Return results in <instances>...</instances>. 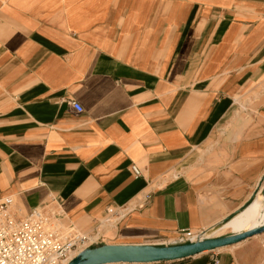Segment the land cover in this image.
Segmentation results:
<instances>
[{
	"label": "crops",
	"instance_id": "1",
	"mask_svg": "<svg viewBox=\"0 0 264 264\" xmlns=\"http://www.w3.org/2000/svg\"><path fill=\"white\" fill-rule=\"evenodd\" d=\"M263 186L264 0H0V201L155 244ZM248 240L151 264H251Z\"/></svg>",
	"mask_w": 264,
	"mask_h": 264
},
{
	"label": "built area",
	"instance_id": "2",
	"mask_svg": "<svg viewBox=\"0 0 264 264\" xmlns=\"http://www.w3.org/2000/svg\"><path fill=\"white\" fill-rule=\"evenodd\" d=\"M69 103L78 113L84 111L78 101ZM131 168L135 178L142 176L137 164ZM205 237L206 231L181 229L175 237L156 244H183ZM98 240L99 237L77 231L65 225L61 217L41 209L19 214L13 197L0 201V264H67L83 249L96 246Z\"/></svg>",
	"mask_w": 264,
	"mask_h": 264
},
{
	"label": "water",
	"instance_id": "3",
	"mask_svg": "<svg viewBox=\"0 0 264 264\" xmlns=\"http://www.w3.org/2000/svg\"><path fill=\"white\" fill-rule=\"evenodd\" d=\"M261 192L264 196V186ZM249 204H247L243 209L248 207ZM230 218L231 217L206 230V237L197 241L168 245L151 243L100 244L83 249L67 264H151L158 262L180 261L206 252H212L223 247L238 244L248 238L264 232L263 223L238 233H231L216 237L210 236L212 231L219 228L220 224Z\"/></svg>",
	"mask_w": 264,
	"mask_h": 264
},
{
	"label": "bare ground",
	"instance_id": "4",
	"mask_svg": "<svg viewBox=\"0 0 264 264\" xmlns=\"http://www.w3.org/2000/svg\"><path fill=\"white\" fill-rule=\"evenodd\" d=\"M259 192L260 194H258ZM259 192L257 193L258 195H256L257 197H255L250 202L248 207L232 216L229 220L225 221L219 228L212 231L210 236H213L217 233H224L226 231L238 233L263 224L262 222L264 220V196L261 191Z\"/></svg>",
	"mask_w": 264,
	"mask_h": 264
},
{
	"label": "rangeland",
	"instance_id": "5",
	"mask_svg": "<svg viewBox=\"0 0 264 264\" xmlns=\"http://www.w3.org/2000/svg\"><path fill=\"white\" fill-rule=\"evenodd\" d=\"M262 223H264V220H263ZM222 224H220V226ZM231 233L232 232H230V231H226L224 233H219V234L217 233V234L213 235V237L222 236V235H228V234H231ZM248 239H249L248 241H252V244H251V247H252L251 248L252 249L251 264H264V232L261 233V234H257V235H255V236H253L251 238H248ZM159 242H160V240H158V239H155V241H154L155 244L159 243ZM240 243H242V242H240ZM240 243L232 245V246H227V247H224V248H221V249H217V250H214V251L216 253H220V254L223 253V251H225V250L236 251V249L242 245ZM206 253H209V252H206ZM253 254H255V256H253Z\"/></svg>",
	"mask_w": 264,
	"mask_h": 264
},
{
	"label": "trees",
	"instance_id": "6",
	"mask_svg": "<svg viewBox=\"0 0 264 264\" xmlns=\"http://www.w3.org/2000/svg\"><path fill=\"white\" fill-rule=\"evenodd\" d=\"M248 204H249V203H248ZM232 216H233V215H232ZM232 216H231V217H232Z\"/></svg>",
	"mask_w": 264,
	"mask_h": 264
}]
</instances>
